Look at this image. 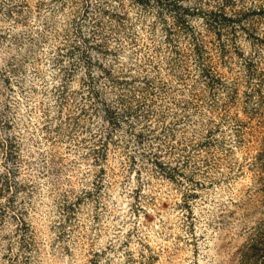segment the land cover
<instances>
[{
	"label": "rangeland",
	"instance_id": "obj_1",
	"mask_svg": "<svg viewBox=\"0 0 264 264\" xmlns=\"http://www.w3.org/2000/svg\"><path fill=\"white\" fill-rule=\"evenodd\" d=\"M0 264H264V0H0Z\"/></svg>",
	"mask_w": 264,
	"mask_h": 264
}]
</instances>
